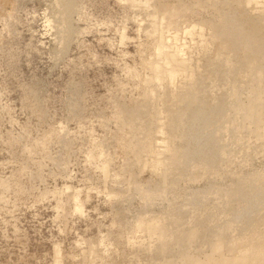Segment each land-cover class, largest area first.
Segmentation results:
<instances>
[{
  "label": "rangeland",
  "instance_id": "obj_1",
  "mask_svg": "<svg viewBox=\"0 0 264 264\" xmlns=\"http://www.w3.org/2000/svg\"><path fill=\"white\" fill-rule=\"evenodd\" d=\"M142 1L0 0V264H172L185 252L204 260L209 243L221 234L225 239L238 237L254 223L251 227L264 233V187H259L264 186V148L252 133L242 146L235 144L233 132L223 138L218 136L225 133L204 131L201 140L210 136L207 141L213 142L198 147L192 140L188 149L200 151L205 160L211 157L205 166L211 171L174 168L169 186L176 187L168 186L164 198L150 205L145 199L147 192L160 187V176L137 164L126 146L132 136L130 123L145 122L151 114L137 89L139 80L148 76L145 61L150 58L144 30L150 9L137 5ZM148 1L173 5L179 20L188 25L218 21L222 13L249 29L260 21V15L239 0ZM235 50L231 68L211 52L199 58L201 87H210L201 93L206 115L214 114L213 107H230V82L247 83L243 46L235 45ZM206 77L216 79L217 87L212 89ZM186 138L176 141L182 153ZM224 210L239 213L234 217L230 212L231 218L220 214ZM143 217H162L170 229L181 232L194 228L198 236L171 256V251L161 253L158 242L141 245L144 235L132 231ZM229 218L238 220L236 233L227 231ZM95 246L103 260L88 255ZM233 249L226 245L224 254ZM164 254L172 257L170 263Z\"/></svg>",
  "mask_w": 264,
  "mask_h": 264
},
{
  "label": "bare ground",
  "instance_id": "obj_2",
  "mask_svg": "<svg viewBox=\"0 0 264 264\" xmlns=\"http://www.w3.org/2000/svg\"><path fill=\"white\" fill-rule=\"evenodd\" d=\"M239 2L243 5V7H249L252 9L253 13L260 15V19H259L260 21L253 23L251 29L243 25L242 22L236 21L235 18L232 19L233 15L230 16L231 18L230 17L227 18L229 16V15L227 16L228 13L225 14L222 13L221 11L220 13L222 14L220 15V20L218 21L215 20L205 25H200V24L198 25L195 23L194 24L191 23L189 25L186 23L187 24L186 25L185 23L183 24V22L179 20V17L177 16L178 13H176L177 11L173 7V5H169L163 2H160L157 5L155 4L153 5L148 0L145 1L143 0L142 2L137 4L140 7H144L145 10L150 9L148 17L146 15V19H145L148 20V23L147 24L145 23L146 26H144L145 33L147 34V37L150 41V45H149L150 58L148 59V61L147 60L145 61L146 62L145 69L148 71V76L143 79L139 78L140 86L137 89L139 92V97L143 99L145 104H147L146 111L149 109V111L147 112L149 113L151 112V114L150 117L148 116L149 119L146 118L147 120L145 122H142L143 121L142 120L141 122L132 121L130 123L132 136L130 139L127 140L126 146L134 154V158L136 159L135 161H137V164L150 168L154 173L160 176L161 179L160 187L157 190H155L154 187L153 188L154 190L151 191L149 189L150 190L149 192H147L148 190L146 191L147 193L145 194V199L147 200L148 204L149 201L154 200L157 197L164 198L167 192V188L170 184L169 182L170 176L173 174L175 170L174 168L178 169L179 166L181 167L183 165V166H188L187 169H189L190 167L194 168L195 170L207 169V167L205 166L211 157L208 160H205L204 159L205 156L201 158L203 153L200 156L199 154L200 151L192 152L190 148L188 149V147H190L191 144L190 142H192V140H195L196 144L198 143L197 145H199L200 143L203 144L204 139L201 140V138L204 136L202 133L204 131L206 132V130L208 129L212 133V135H214V133L217 132L225 133L224 135L221 134L223 136L221 135L218 136L223 138L225 135H226L225 137L227 138L228 132L231 133L233 132L235 134L237 133L236 135L234 134L235 136L234 142L235 144L237 143V145L240 144L242 146L245 143V140L247 139L249 140V136H251L250 134L252 133L258 140L263 142V148H264V62H263L264 37L263 38L260 37V35L264 36V0H239ZM237 20L240 21L241 18L237 17ZM258 34H259V39H255V37L258 36ZM235 45L243 46V52L245 56L243 58L244 64L242 65L243 66L242 74L243 77L246 79L247 83L246 85L241 86L236 84V82H230L229 85L231 87V95L233 98V101L231 99L232 103L230 107L228 108L226 107L222 110V108L216 106L213 107L212 111H210L212 113L214 112L212 116H210L209 114L206 115L204 113V110L201 111V107H202L201 93H203V90L207 88L210 89V87L209 86L205 88L201 87L204 80L203 77L201 76L202 75L201 69L203 68H201L199 58L200 56L202 55L206 56L211 52L212 53L211 55H213L212 57H214L215 60H219V62L222 61V63H224L225 66L231 68L233 62L232 54H235V52H237L235 50ZM219 62L217 61L218 63L217 66L220 65V68H222L223 66H221V63L219 64ZM224 69L225 68H223L222 71H225ZM228 72L226 76L230 77V73ZM207 78L209 77H206V79ZM209 79H210L209 85L211 86V88L215 86L217 87L216 79L215 80L213 78H209ZM141 99L139 100L141 101ZM215 112L218 113L223 112V113L221 115V113L218 114ZM142 117L143 119H145L146 116L145 117L142 116ZM218 119H219V123H217ZM181 137L182 138L187 137L186 139H184L187 141L186 144L187 146L184 147L185 151H183V153L179 151L177 146L178 144L176 145L177 139L180 142L179 138ZM209 137H207V140L209 139ZM207 140L205 139L204 142H207L206 145L208 146L210 140L209 141ZM212 140L211 142H213ZM216 140L218 141L217 138ZM222 141L220 142L219 145L222 144ZM198 147H200V145ZM233 149L234 148H232V152ZM213 150H211V152ZM206 151H208V148L205 150V152ZM230 156H232V154ZM211 169H213V166L211 167ZM103 172L106 174L105 169H103ZM212 172L214 171L212 170ZM212 172L211 174L213 175L217 174ZM159 176L157 177L159 178ZM179 182L180 181H178L177 183ZM172 184L174 183H171L173 189L174 187H176V184L175 185ZM254 184H257L259 186L263 183L258 184L256 182ZM255 187L257 188L256 185ZM259 187L261 189L264 186L261 185ZM143 191L144 189H142V193ZM259 191L260 190L257 189V192ZM257 192L255 193L256 195ZM248 194L252 196L251 192H249ZM71 196L72 199L77 203L78 201L77 195L73 194ZM232 196L230 195V197L227 198L228 200V202L226 203L227 205L231 204L230 202L232 201ZM255 198L253 199L255 200ZM164 200L165 199H163V201ZM238 202L239 201L237 200V203ZM241 202L239 203L242 204ZM214 203L216 204V201ZM249 203H251V201ZM225 208L227 207L225 206ZM239 209L240 208H237L238 211ZM230 212L229 210H224L220 214L229 213L228 215L230 216L232 213ZM239 212L236 211V213L235 212L233 213L237 215V213ZM233 213L232 215L235 217V214ZM176 216L179 219V214H177ZM176 216H173L174 220L176 219ZM219 218L220 217H218V219ZM237 218L235 219V221L231 219L232 222L234 221V224H232L231 220H228L231 222L230 224L228 222L229 226L227 227V231L232 230L230 231L231 232L230 234H232V232L236 233L234 232L236 231V229L234 230V227H235V222L238 221ZM245 219H244V223H245ZM221 220L222 219H220L219 221ZM224 220H226V218ZM172 221L169 222H171L172 224ZM180 221L181 220H179V222ZM164 222L165 221L162 217H150L148 219L144 217L141 219L139 218L135 226L132 228L133 229L132 231L136 234L139 233L140 235L141 234L144 235L143 238L141 239L139 238L141 236L138 235L139 236L138 238L141 240L139 241L141 245H148L146 244V241L158 242V246H157L158 250L161 253L171 251L170 254L167 253L170 256L172 255L173 253L172 251H174V249H177L178 247L181 248L183 244L190 245L198 236L194 228L189 230L185 228L188 231L186 232L185 230V232H181L178 231V228L176 230L174 228L170 229L167 225L164 224ZM179 222L178 220H176V223ZM192 224H193L192 222L189 223V225ZM240 224H242V222ZM254 224L251 225L256 226V223ZM243 225L244 224H242L241 227ZM251 225L249 228L247 227L246 229L240 230L241 232L238 237L234 236L233 234L231 237L229 235L230 237L229 239L227 238L225 239V237L227 236L224 237L223 234L216 236V238L209 243V248L208 251L205 252L204 260L190 257L187 252L181 253L180 258L179 257L175 258L177 255L173 256L176 259L173 261H172V257L171 260L168 259L169 256L167 254H164V256L167 255L166 259L168 260L169 263L170 261H172V264H264V233L263 230H258L259 228L258 229L256 228L255 230L254 226L251 227ZM225 226H227L226 222L224 227ZM221 227L222 226H220L219 228ZM228 234L229 232L226 235ZM228 244L234 246L235 249H233V251L235 250V252L231 254H224V249ZM133 245H136V242L133 243ZM105 249L106 248H104V251ZM108 252H110V250ZM88 255L91 258L92 257L93 258L96 257L99 259L103 258L102 256L101 257L98 256L96 251V246L95 249L90 250ZM227 256H231V257H227ZM90 257L89 259H91ZM93 258L92 260L96 259ZM56 264H60L59 261H57ZM157 264H159V262Z\"/></svg>",
  "mask_w": 264,
  "mask_h": 264
}]
</instances>
